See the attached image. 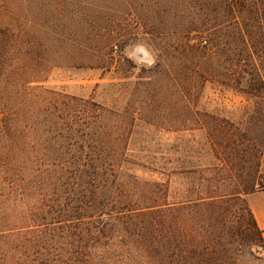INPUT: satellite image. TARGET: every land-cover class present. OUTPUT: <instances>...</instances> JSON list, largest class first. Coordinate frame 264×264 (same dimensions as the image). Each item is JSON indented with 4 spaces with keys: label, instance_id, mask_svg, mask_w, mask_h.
Returning <instances> with one entry per match:
<instances>
[{
    "label": "rangeland",
    "instance_id": "rangeland-1",
    "mask_svg": "<svg viewBox=\"0 0 264 264\" xmlns=\"http://www.w3.org/2000/svg\"><path fill=\"white\" fill-rule=\"evenodd\" d=\"M212 6L204 0H0L3 228L23 236L28 226L48 221L37 213L38 189L60 168L46 164L61 152L73 155L72 162L76 142L89 138L99 157L94 179L117 199L151 204L230 195L238 184L228 175L230 164L251 174L256 160L257 188L264 189V86L251 75L240 85L204 81V60L184 51V44L207 46L197 28L206 12L215 22ZM257 8L254 16L264 17L263 6ZM251 24L259 30L254 19ZM137 45L155 52L153 67L133 62L143 59ZM250 53L248 64L262 67L264 76V38L250 43ZM224 134L236 147L229 166L210 140L220 149ZM166 187L169 196L160 194ZM12 249L9 264L38 263L33 250ZM243 250L245 264H264L263 251ZM107 253L112 264L123 260L121 249Z\"/></svg>",
    "mask_w": 264,
    "mask_h": 264
},
{
    "label": "trees",
    "instance_id": "trees-1",
    "mask_svg": "<svg viewBox=\"0 0 264 264\" xmlns=\"http://www.w3.org/2000/svg\"><path fill=\"white\" fill-rule=\"evenodd\" d=\"M204 2L217 5L216 11L211 10L217 17L211 22L205 13V23L197 32L207 39L203 40L207 46L184 44L186 57L204 60V81L236 79L240 85L251 75L264 86L263 68L248 64L252 58L250 43L264 38V17L254 16L255 11L256 15L261 12L259 5L264 14V0ZM248 15L255 17L259 30ZM221 17L227 20L219 23ZM224 135L220 149L210 135L214 153L223 163H234L236 147ZM76 143L79 152L72 162L73 155L61 152L46 164L47 169L60 168L56 178L50 175L38 189L41 206L37 213L40 221L47 222L28 226L22 236L3 228L8 220L0 219V264H9L13 244L17 252L18 248L33 250L38 260L34 264H112L107 252L115 249L124 252L120 264H245L244 247L264 252L263 232L246 200L247 195L259 190L260 160H256L251 174L239 172L230 164L228 175L238 180L237 191L230 195L139 204L109 196L100 179H94L100 172L94 141L89 138ZM160 194L169 196L170 188L160 190ZM50 227L57 236L49 233Z\"/></svg>",
    "mask_w": 264,
    "mask_h": 264
},
{
    "label": "crops",
    "instance_id": "crops-1",
    "mask_svg": "<svg viewBox=\"0 0 264 264\" xmlns=\"http://www.w3.org/2000/svg\"><path fill=\"white\" fill-rule=\"evenodd\" d=\"M247 204L257 221L258 227L263 232L264 238V189L246 196Z\"/></svg>",
    "mask_w": 264,
    "mask_h": 264
},
{
    "label": "clouds",
    "instance_id": "clouds-1",
    "mask_svg": "<svg viewBox=\"0 0 264 264\" xmlns=\"http://www.w3.org/2000/svg\"><path fill=\"white\" fill-rule=\"evenodd\" d=\"M136 51L143 54V59H134L133 62L138 66L151 68L156 64V54L147 45H137Z\"/></svg>",
    "mask_w": 264,
    "mask_h": 264
}]
</instances>
